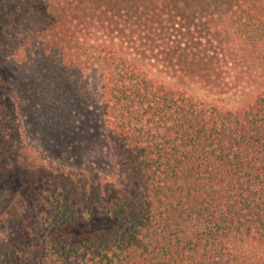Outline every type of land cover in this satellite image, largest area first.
Wrapping results in <instances>:
<instances>
[{
	"label": "trees",
	"instance_id": "16d2710c",
	"mask_svg": "<svg viewBox=\"0 0 264 264\" xmlns=\"http://www.w3.org/2000/svg\"><path fill=\"white\" fill-rule=\"evenodd\" d=\"M96 94L120 180L34 165L22 111L78 153ZM11 171L0 264H264V0H0Z\"/></svg>",
	"mask_w": 264,
	"mask_h": 264
},
{
	"label": "rangeland",
	"instance_id": "374dc122",
	"mask_svg": "<svg viewBox=\"0 0 264 264\" xmlns=\"http://www.w3.org/2000/svg\"><path fill=\"white\" fill-rule=\"evenodd\" d=\"M99 97L96 94L97 103ZM236 101L240 102L241 98ZM97 113L100 119L99 133L91 144L86 146V150L78 153L61 154V152L53 151L46 146L44 141L39 140L35 126L28 119V113L23 110L21 126L26 140L28 155H30L33 164L38 167L45 166L76 174L85 173L108 180H120L119 165L108 136L107 126L103 119L102 104L100 103L97 104ZM23 174L20 171H11L0 184V216H3L4 212L9 211V215L3 216L6 223L0 226V241L9 233L11 228L9 222L11 219L13 221L22 208L23 188L26 183V178Z\"/></svg>",
	"mask_w": 264,
	"mask_h": 264
}]
</instances>
